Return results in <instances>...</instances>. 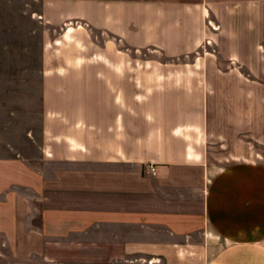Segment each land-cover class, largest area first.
I'll return each instance as SVG.
<instances>
[{"label":"crops","instance_id":"crops-1","mask_svg":"<svg viewBox=\"0 0 264 264\" xmlns=\"http://www.w3.org/2000/svg\"><path fill=\"white\" fill-rule=\"evenodd\" d=\"M24 40L0 264H264V161L209 152L263 112L264 0H0V49Z\"/></svg>","mask_w":264,"mask_h":264},{"label":"rangeland","instance_id":"rangeland-1","mask_svg":"<svg viewBox=\"0 0 264 264\" xmlns=\"http://www.w3.org/2000/svg\"><path fill=\"white\" fill-rule=\"evenodd\" d=\"M7 39L14 41V35H8ZM32 41L34 42L35 38ZM23 42L24 44H20V42L13 44L12 42L10 44L11 48L7 50L0 49V91H3V96L4 92L21 91L24 103L27 102L30 105L35 104L34 100L36 99L31 102L30 97H26V95H29L32 91L33 93H40L42 90L40 80L41 51L35 48L33 42H27V40ZM19 44L23 45V48H18ZM29 46L31 48H28ZM137 56H152V54L144 52L139 53ZM9 95L12 97L9 98ZM13 95L8 94L6 98H0L2 104L14 105ZM9 101L13 102L10 103ZM262 109L263 112L260 114L251 111L247 115H238L242 118V122L245 118L244 130L235 132L221 130L219 136L214 137V142L209 147L212 161L216 164H225L233 160L234 151L243 152L246 159L264 161V106ZM239 144L241 145L239 146Z\"/></svg>","mask_w":264,"mask_h":264},{"label":"built area","instance_id":"built-area-1","mask_svg":"<svg viewBox=\"0 0 264 264\" xmlns=\"http://www.w3.org/2000/svg\"><path fill=\"white\" fill-rule=\"evenodd\" d=\"M150 169H151V171H155L156 170V167L151 166Z\"/></svg>","mask_w":264,"mask_h":264}]
</instances>
